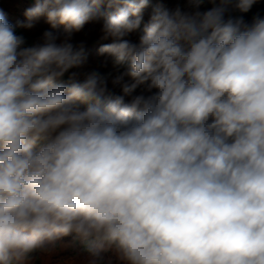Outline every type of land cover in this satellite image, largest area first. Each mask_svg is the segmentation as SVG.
Returning a JSON list of instances; mask_svg holds the SVG:
<instances>
[{"label": "clouds", "instance_id": "1", "mask_svg": "<svg viewBox=\"0 0 264 264\" xmlns=\"http://www.w3.org/2000/svg\"><path fill=\"white\" fill-rule=\"evenodd\" d=\"M104 2L37 0L23 26L46 16L69 39L31 47L0 12V264L68 235L86 264H111L109 251L122 264H264V18L228 15L257 0L158 9L138 45L122 38L148 0ZM101 17L113 42L99 54L126 65L113 85L154 93L125 103L95 74L54 84L83 63L71 33Z\"/></svg>", "mask_w": 264, "mask_h": 264}, {"label": "rangeland", "instance_id": "2", "mask_svg": "<svg viewBox=\"0 0 264 264\" xmlns=\"http://www.w3.org/2000/svg\"><path fill=\"white\" fill-rule=\"evenodd\" d=\"M215 3L216 0H201L199 7H197L194 3V0H148L147 6L142 10L141 13L140 26L137 29L127 33L122 39L127 40L132 44L138 45L140 38L145 34V27L151 22L152 16L158 9H166L170 13L174 12L176 9H180V11L183 13L194 14L197 11L203 13L210 10L215 5ZM35 5L36 4H31L25 2L24 0H0V12L4 14L6 20L13 26H17L27 32L32 37L34 45L44 43L45 32H51L55 38L54 42L57 44L62 43L65 39H69V33L66 26L63 24H57L55 27H53V25L48 22L46 16H41L35 20L33 22V27H24L23 25L28 22V18L25 13L28 9L34 7ZM118 6L120 5L114 4L112 8H108L107 0H105V2L100 6V11L114 12ZM252 7L264 9V0H257V2L252 5ZM237 12L238 9H233L228 15H230L232 18H237ZM258 16L264 18V11ZM252 19L243 20L247 23H251ZM103 23V17L98 20H91L87 22L79 32L74 31L71 33V43H83L84 45V60L81 65L73 67L70 77L72 78L73 73H75V81L83 82L89 75L95 73L99 79L106 81L108 91L113 95L123 96L125 103H130L135 96H148L154 93L156 91L155 89H153L152 92H149L146 89V85H139L130 95H125L119 85H113L112 81L125 70L119 71L115 64L109 59L108 54H99V49L103 46V43L113 42L111 37L108 39H102L103 32L101 29ZM125 81L128 83L133 82L128 77H125ZM76 105L81 111H83L86 110L89 103L77 101ZM57 241L62 242L60 247L62 250H64V252L71 255L70 259L75 258V254L77 258H82L80 256H84V254H82L80 251V248L77 246V244L81 241L75 239L73 235L63 236ZM109 252L112 253V260H118L122 263V261L119 260L113 252ZM45 253L48 256V263H53L54 260H56V257H54V255L56 256V253L54 251L49 250ZM106 253L103 254V257H105ZM32 262L33 259L30 258L26 264H31Z\"/></svg>", "mask_w": 264, "mask_h": 264}, {"label": "trees", "instance_id": "3", "mask_svg": "<svg viewBox=\"0 0 264 264\" xmlns=\"http://www.w3.org/2000/svg\"><path fill=\"white\" fill-rule=\"evenodd\" d=\"M24 1L31 3V4L37 3V0H24ZM216 3H218V0H216ZM263 11H264V9L259 8V7H251L250 10L247 12H241L238 10L237 18L242 17L243 19H252L253 17L259 15ZM14 31H15V34L17 36H22L24 38L25 43L22 45V47L35 46L33 43L32 37L27 32H25L23 29H21L17 26H14ZM105 44H109V43L106 42V43H103L102 45H105ZM109 59L114 63L113 58L111 56H109ZM115 66L118 68L119 71L126 70V65H115ZM72 69L73 68H70L67 72L64 73V75L62 77H60L56 81H54V84H56V85L57 84L69 85L70 83H72L73 81L70 77ZM88 103H90V102H88ZM39 146L40 145L38 144L37 147H39ZM61 243H62L61 241L60 242L57 241V242H55V244L53 246H50V250H52L56 253V256L54 255V257H56V260H54L53 263H51V262L48 263V261H47L48 256L45 253L47 251L38 250V251L34 252L33 254H31L30 258L33 259V262L31 264H86V262L90 258L87 244H85L83 242H79L77 244V246L80 248V251L82 252V254H84V256H80L82 258H79V257L77 258L76 254H75V258L70 259L71 255L67 254L66 252H64V250H62V248L60 247ZM103 258L106 262L110 261L111 264H122L118 260H114V259L112 260L113 256H112V253H110V252H107L105 257H103Z\"/></svg>", "mask_w": 264, "mask_h": 264}]
</instances>
